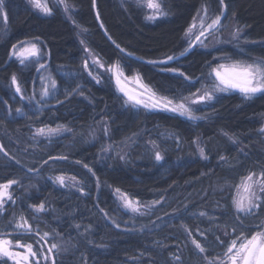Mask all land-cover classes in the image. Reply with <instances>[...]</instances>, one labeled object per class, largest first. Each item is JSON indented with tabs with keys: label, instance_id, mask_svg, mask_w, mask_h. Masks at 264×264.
<instances>
[{
	"label": "trees",
	"instance_id": "trees-1",
	"mask_svg": "<svg viewBox=\"0 0 264 264\" xmlns=\"http://www.w3.org/2000/svg\"><path fill=\"white\" fill-rule=\"evenodd\" d=\"M67 2L74 9L72 20L62 10L42 15L27 0H3L0 184L17 183L10 188L13 199L0 211V232L31 243L34 250L44 246L46 254L50 244H58L47 264L53 258L55 264H206L193 240L215 255L224 252L233 228L250 233L263 226L264 210L238 221L230 197L237 195L233 186L242 176L264 168V133L259 131L264 127V94L251 99L217 94L206 118L197 121L134 109L110 83L96 84L86 73L79 31L107 65L118 62L127 76H140L159 95L189 97L210 79L209 65L219 58L264 57V0H224L223 5L220 0H162L168 15L153 22L131 0ZM203 9L212 19L222 13L221 24L239 28L240 38L232 37L233 45L196 47L181 55L189 47L186 31ZM27 40L43 45L57 82L54 95L43 101L34 94L36 69L11 58L13 45ZM168 56L174 59L161 66L152 63ZM169 67L178 71H167ZM13 74L24 99L11 84ZM45 126L72 131L34 135ZM197 144L205 147L207 160ZM156 151L162 160H155ZM61 175L64 187L55 179ZM125 194L151 206L143 215L126 210L119 202ZM40 203L44 212L32 207ZM201 211L208 215L200 216ZM21 216L32 225L30 233L14 228ZM44 232L50 233L47 244L41 240ZM40 264L46 262L41 259Z\"/></svg>",
	"mask_w": 264,
	"mask_h": 264
},
{
	"label": "snow or ice",
	"instance_id": "snow-or-ice-1",
	"mask_svg": "<svg viewBox=\"0 0 264 264\" xmlns=\"http://www.w3.org/2000/svg\"><path fill=\"white\" fill-rule=\"evenodd\" d=\"M144 0H137V3H143ZM147 8L151 10L150 14L145 16V19L154 20L160 16H166L168 13L163 10L162 0H146ZM29 3L37 10L42 12L45 15H52L53 8L49 6L48 0H29ZM221 5L224 4V0H220ZM57 4L63 7L65 13H69V4L67 0H57ZM95 4V0H93ZM0 15L3 16L4 20H7V13L4 11L3 0H0ZM222 15V13H221ZM221 15H216L214 19L211 20V23L205 25V21L201 20L202 31L195 37L196 41H200L201 37L204 36L207 38L206 33L215 32L218 28L222 27L221 24ZM205 16L207 17V10L205 9ZM71 18V16H70ZM99 18V14H97ZM103 27V25H101ZM195 27V24L192 25ZM82 31H87L82 29ZM241 30L237 28L236 32L233 33V39L240 38ZM84 43V41H81ZM22 47L18 45H13L12 55L16 56L19 62L24 65L25 61L30 57H37L38 59L35 63H39V58L41 56L40 48L35 43H30L27 41L20 42ZM117 48L120 46L117 44ZM193 44L190 42L189 47L186 48L181 55L186 54L191 50ZM86 52H90V49L85 48ZM121 52L124 49H120ZM90 54L93 56L92 63L93 65H98L100 68H104V63L100 60L95 54ZM173 56H168L164 61H152V63H167V61L173 60ZM226 59V58H225ZM46 66L43 63H39V68H45ZM85 69L89 68L87 60L84 63ZM210 72L209 77L213 78L210 85L205 86L203 89H197L196 93H192L191 96L194 97L191 99V104H202L210 102L216 98V93L219 92H228L230 90L239 91L245 99H251L256 94H264V57L253 58L251 61L244 60H231L229 62L217 63L215 66L209 65ZM113 68L117 70L113 72V78L118 87V90L126 98V103H130L133 106L143 107L145 109L166 111L170 113H175L180 116H185L189 120H200L206 117L198 116L195 113L200 111L199 109H193L190 107L186 101H189L190 97L180 95L178 97H167L162 96L156 93L148 85H142L143 91L132 93L126 89L121 81V77L124 76V73L119 70V64L109 65L108 70L112 71ZM39 71V69H37ZM167 71L177 72L175 68H167ZM89 75L97 81L100 82L99 75H93L92 71H89ZM180 76H184L183 72L179 73ZM125 79H130L125 77ZM188 79V77H185ZM41 81V93L40 100L43 101L46 97L54 95V92H50L49 83H46L44 78H40ZM50 82V88L52 90L57 89V82L51 76L48 77ZM11 84L15 85V90L17 93H21V99H24L22 95L21 84L18 83L17 77L13 74L11 78ZM145 93H148V96L145 98ZM30 97L29 99H33ZM40 101H37L39 103ZM17 112H20L21 109L17 108ZM62 131H72V129L67 128V126H57L53 129L45 126L44 128H38L34 133L35 136H51L53 134L60 133ZM261 133H264V127L259 130ZM105 135H107V128L104 129ZM232 139V137H230ZM233 142L235 140L233 139ZM193 143H197L193 141ZM111 145L109 146V148ZM109 148L102 149L103 151H108ZM197 149L202 159L207 160L208 156L205 154V147L197 144ZM2 150V149H0ZM7 154V153H6ZM52 159H67L66 157H51ZM124 159L123 156L120 157ZM163 157L159 151L155 152V160L160 161ZM221 161L227 163V157L221 155L219 157ZM219 166V165H218ZM87 167V165H85ZM31 171V169H30ZM91 171V169H89ZM56 181L60 184L61 187L65 185V176H57ZM75 184L80 182L76 180L75 177H71ZM17 183L15 180H11L8 183L0 184V211L4 209V203L6 200H12L13 197L8 189L12 184ZM75 184L73 186H75ZM237 193L239 195H233L230 197L232 202V208L234 209L235 218L238 221H243L246 216L257 215L260 210H264V168L257 173L255 171H249L248 174L241 177V183L234 185ZM78 191L83 192V189H78ZM119 192V189H116ZM14 202V201H13ZM139 201L133 203L125 194L124 197V206L130 209L134 213L140 212ZM37 212H44L45 205L40 203L38 206H32ZM225 210L221 211V214H224ZM143 215V213H140ZM107 215V213H105ZM200 216H206L208 213L201 211ZM212 219L218 220L219 217L213 216ZM80 226L77 225V228ZM119 227V225H117ZM16 229H23L25 232L30 233L32 231V225L28 223L27 219L23 216L20 217L14 225ZM191 234V233H189ZM228 235V233H225ZM204 235V234H202ZM50 237V233L44 232L41 236V240L45 241ZM207 236L205 235V239ZM219 240V237H217ZM39 243V241H37ZM195 248L202 255V258L206 261V264H264V226H257L255 230L250 233H245L243 231L237 233L236 229H232V238L226 243L220 241L222 245H225V250L223 253L211 254L208 252L206 245L198 240H193ZM18 249H23L19 251ZM59 245L56 243L50 244L47 249V254L45 253L44 246L40 248L33 249L31 243H21L18 239H13L11 233H2L0 232V261L2 264H8V261H12V264H40L41 259H43L46 264L49 261V256L53 253V250H58ZM179 260V257H176ZM51 264H55V259L51 260Z\"/></svg>",
	"mask_w": 264,
	"mask_h": 264
},
{
	"label": "rangeland",
	"instance_id": "rangeland-1",
	"mask_svg": "<svg viewBox=\"0 0 264 264\" xmlns=\"http://www.w3.org/2000/svg\"><path fill=\"white\" fill-rule=\"evenodd\" d=\"M131 1H134V2L137 3V0H131ZM27 2L29 4V6L33 10H35L36 12H38V13H40L42 15H45L42 12H40L39 10L35 9L29 3V0H27ZM48 3H49V6L53 8V11L54 10H62L64 12L63 7L62 6H59L57 4V0H48ZM139 5L142 6L145 9L146 15L151 13V10L147 8V2H146V0H144V2L143 3H140ZM69 9H70V12L69 13H65V12L64 13H65V15H66V17L68 19L72 20V18H70V16H72V11L74 9H73V7L71 5H69ZM161 17H163V16H160V17H158V18H156L154 20H149V21H152L153 22V21H156V20L160 19ZM202 19L205 21V25H207L208 23H211V20H212V18L209 17L208 14H207V17L205 16V10L204 9L201 10L197 14V16L195 17V19L191 23L190 27L186 31L185 38L187 40L188 45H189L190 42L193 44V47H191V48H196V47H206V48L209 47V48H212V47H218V46L231 45V44L233 45V44H235L236 41H233L232 42V41H230V39L233 37V33L236 32V29H232L231 27L229 28L228 26L223 25V24H222V27L221 28H218L215 32L206 33L207 38H205L204 36H202L199 42L196 41L195 37L197 35H199V33L202 31V28H201V20ZM193 24H195V27H192ZM79 36H80L81 41H84L83 33L81 31H79ZM27 42L37 44V46L40 48V51H41V56L39 58V63H43L46 66L45 68H39V63H35V61L38 59L37 57H30L28 60L25 61V64L22 65L25 68H35L36 69L37 76H38V83H37L36 89L34 90V94L36 96L40 97V93H41V81H40V78L41 77L44 78V80H45L46 83H49V90H50V92L52 90L50 88V82L48 81V77L51 76V74L49 72V69H48V53H47V51L45 50V48L43 47V45L39 41H37V40H27ZM82 44L84 46V51H85V48H88V47L85 45V42L82 43ZM16 45H18V47H22L23 46L20 43H18ZM90 52L92 54H94L91 50H90ZM90 52H86L85 51V54H84L83 68L86 71V73L89 75V71H92L93 72V75H99V77H100V82L99 83H97V81L95 79H93L92 76H90V75L89 76H90V78L96 84H103L105 82L106 83H110L115 88V90L119 94H121L123 96V94L118 90V87H117V85L115 83V79L113 78V72H115L117 69L116 68H113L112 71H109L108 70L109 65H107L106 63H104L101 59L100 60L105 65L104 68H100L98 65H93V63H92L93 56L90 54ZM11 58L19 62V60L16 58V56L12 55V53H11ZM85 60H87V63L89 65V68L88 69H85V67H84ZM162 61H164V60H162ZM229 61L230 60L228 58L225 59V57H221V58H219L217 60V63L229 62ZM114 64H119V63L116 62ZM114 64H112V65H114ZM164 64L165 63H157L158 66H161V65H164ZM216 64H214V66ZM37 69H39V71ZM119 70L124 73V76L121 77V81H122V83H123V85H124V87L126 89H128L132 93H137V92L143 91L142 85H144L145 83L140 78V76H138V75L127 76L125 74V72L123 71V69H122V67H121L120 64H119ZM125 77H129L130 79H125ZM212 79L213 78H210L209 80L205 81L202 89L205 86L210 85L211 82H212ZM229 93L230 94L231 93L240 94L241 96H243L237 90H230L228 92H219V93H216V95L217 94H229ZM258 95H260V93L256 94V96H258ZM147 96H148V93H145V98ZM189 97H190V99H189V101H186V103H188L190 105V107H192L193 109H199L200 110V111H198V112L195 113L198 116H204V114H206V111H207L206 109H208V107L210 106V104L214 100L213 99L210 102H206V103H202V104H191L190 101L194 97H192V96H189ZM124 99L126 101V98L125 97H124ZM127 104L130 105L134 109H139V110H143V111H159V110L145 109V108L139 107V106H133L130 103H127ZM163 112H166V111H163ZM167 113H170V112H167ZM172 114H175V113H172ZM183 117L186 118L185 116H183ZM191 121H193V120H191ZM195 121H197V120H195ZM10 188L8 189L9 192H10ZM239 194H241V193H237V195H239ZM8 202H9V200H6L5 203H4V205L6 203H8ZM119 202L121 203V205H123V208H125L126 210L131 211L130 209H128V208H126L124 206V199L123 198L120 197L119 198ZM132 202L135 203L136 201H132ZM150 206H151L150 204H148V205L147 204L142 205L140 203L138 205V207H140V212L141 213L146 212L148 210V207H150ZM18 250L19 251H23V249H18ZM9 262H10V264H12V261H9Z\"/></svg>",
	"mask_w": 264,
	"mask_h": 264
}]
</instances>
